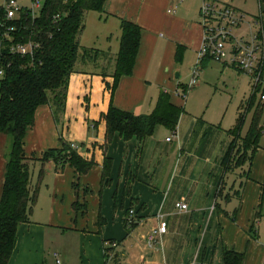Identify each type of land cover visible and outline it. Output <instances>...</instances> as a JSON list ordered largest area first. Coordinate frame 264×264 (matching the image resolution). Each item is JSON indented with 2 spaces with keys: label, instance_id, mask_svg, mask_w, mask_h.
<instances>
[{
  "label": "crops",
  "instance_id": "crops-1",
  "mask_svg": "<svg viewBox=\"0 0 264 264\" xmlns=\"http://www.w3.org/2000/svg\"><path fill=\"white\" fill-rule=\"evenodd\" d=\"M222 1L247 17L251 14L250 2L256 1L258 15L252 18L257 17L264 26V0ZM189 3L104 1L103 11L98 12L99 22L107 27L90 33L89 42L82 39L81 45L108 51L115 63L121 21L138 24L142 31L133 72L122 76L112 91L107 84L114 83L115 64L107 69V76L99 69L109 66L104 59L99 67H79L70 76L60 122L49 104L38 107L35 122L26 132L24 149L30 167L35 162L45 168L49 195L44 196L43 188L30 221L19 225L8 264H54V260L59 264L57 259L62 264L61 257L67 260L72 253L60 241L61 235L71 233L68 231H74L78 241L76 264H227V251L241 255L239 264H264L263 145L259 142L256 151L248 150L240 166L227 169V154L232 152L233 157L247 135L242 129L240 137L231 131L238 124L240 108L235 125L224 129L186 109L185 99L180 96L189 85L180 81L184 68L192 73L198 67L199 86L200 69L215 60L199 59L202 0L194 6ZM175 5V12H169ZM192 56L198 57L194 67ZM219 63L236 69L229 63ZM249 76L253 96L256 93L260 101ZM163 92H168L172 104L184 108L174 131L159 124L144 140H125L115 133L107 141L103 116L111 106L135 115L150 114ZM8 143V136L0 133V201ZM71 143L78 145L80 156L93 161L86 173H79L67 161H41L51 149ZM33 183L32 178L34 188ZM177 202L186 203L188 208L177 209ZM132 209L133 221L127 225ZM162 220L167 222V232L160 244L150 247L147 237ZM112 241L118 247L113 253L111 249L107 252Z\"/></svg>",
  "mask_w": 264,
  "mask_h": 264
},
{
  "label": "trees",
  "instance_id": "trees-1",
  "mask_svg": "<svg viewBox=\"0 0 264 264\" xmlns=\"http://www.w3.org/2000/svg\"><path fill=\"white\" fill-rule=\"evenodd\" d=\"M104 1L44 0L39 15L32 9L33 4L31 8L19 4L22 10L14 19H6L4 5L0 7V64L4 73L0 77V133L9 138L6 179L0 201V264L9 263L17 243L18 227L30 221L38 199L39 190L31 185L30 160L24 149V138L35 122L38 107L49 104L56 121L60 122L66 109L71 74L88 64L99 67V61L109 56L108 51L81 45L85 16L89 11L102 12ZM120 28L114 83L112 86L107 84L112 91L122 76L132 74L141 39L142 30L138 24L124 19ZM6 33L12 38L5 36ZM17 43H32L37 47L33 54L23 56L11 51V47ZM99 69L103 76H107V67ZM255 98L256 93L250 107L254 105ZM183 110V107L171 103L168 92L161 94L155 111L150 114L135 115L111 106L103 116L107 124V141L115 133L125 140L133 137L144 140L154 133L159 124L174 131ZM263 111L264 103L259 101L249 131L242 138L239 149H235H238L237 153L234 152L232 157V152H229L225 158L227 169L240 166L243 155L246 156L248 150L254 152L258 148L264 133L261 125ZM244 119L241 114L237 126L231 130L237 137H240ZM51 159L59 164L67 161L79 173H86L94 165L93 161L85 160L69 144H64L61 149H51L41 161ZM234 257L237 259L233 263L231 260ZM225 260L227 264H239L241 255L227 251Z\"/></svg>",
  "mask_w": 264,
  "mask_h": 264
},
{
  "label": "built area",
  "instance_id": "built-area-1",
  "mask_svg": "<svg viewBox=\"0 0 264 264\" xmlns=\"http://www.w3.org/2000/svg\"><path fill=\"white\" fill-rule=\"evenodd\" d=\"M44 0H32L35 11L41 7ZM183 0H178V4ZM177 5L169 9L175 12ZM5 18L14 19L20 13L22 7L17 0H6L4 4ZM200 23L203 27V42L199 50V59L211 57L219 62L229 63L234 68L252 76L254 91L259 94L260 101L264 103V27L257 18L248 20L247 15L233 5L224 3L222 0H202L200 8ZM245 23V24H244ZM246 25L248 30L239 34L242 26ZM258 26V27H257ZM2 37V34L0 32ZM7 37L12 38L6 33ZM37 46L32 43H17L11 47L13 53H20L23 56L31 55ZM3 68L0 64V77L3 76ZM199 80V69L195 67L187 89L196 86ZM188 91L179 93L181 97H186ZM171 138H169L170 140ZM73 149L78 145L71 143ZM179 210H186L188 205L184 202H177ZM134 210H129L128 224L132 223ZM167 222L162 220L159 226L152 230L147 237V244L154 247L160 244L161 236L167 232ZM113 253L118 244L112 241L107 245ZM58 257V253H55ZM60 264V260L57 259Z\"/></svg>",
  "mask_w": 264,
  "mask_h": 264
},
{
  "label": "rangeland",
  "instance_id": "rangeland-1",
  "mask_svg": "<svg viewBox=\"0 0 264 264\" xmlns=\"http://www.w3.org/2000/svg\"><path fill=\"white\" fill-rule=\"evenodd\" d=\"M199 1L201 3V0H189V4L194 6L199 4ZM238 1L240 3H244L245 0ZM5 2L6 0H0V7L3 6ZM18 3L22 7L31 8L32 6L31 0H18ZM43 6L44 1L41 2L40 8H36L35 11L37 15L41 13ZM250 6L252 8H250L251 14H249L248 20H251L252 17L258 15V3L256 1H251ZM253 11L256 12L254 13ZM85 24L86 29L84 31V38H81V40L83 39L84 42H89L90 33L93 35L101 28L104 31L107 27L106 25L100 24L99 13L96 11H89L87 13L85 16ZM244 24L239 30V34H243L248 30V27ZM113 59L114 58H111L110 55L105 59L104 64L106 66L109 65L107 67L108 70H110L115 64ZM191 59L193 61L194 67L197 64L198 57L195 58L192 56ZM200 72V85L189 89L186 97H182L185 99L183 105L195 115L207 118L215 123H219L224 129H230L233 127V125H235L234 123L237 119L238 109L240 108L241 114H243L245 118L241 129L242 133L246 135L252 122V117L256 112V106L259 103V98H255L256 101L254 105L250 107V100H252L254 97L250 76L245 73H238L236 69L224 67L222 63H219L215 60L211 61L206 67H202ZM191 75V69L185 67L182 76L180 77V81H183L184 83H190ZM261 125L264 127V111L261 119ZM260 142L264 147V133ZM237 151H235V153H237ZM241 153H243V151H241ZM244 157L245 156L243 155L241 158L242 161L244 160ZM32 164L33 166L30 167V170L32 178L34 179V188H38L40 193L44 188V196L47 197L49 193L47 191L48 181L47 179L45 180V168L42 166V164H36L35 162ZM68 232L71 233H66L65 236L61 235L60 241L63 245L67 246L69 250L72 249V253L69 254V258L67 260L64 257H61L62 264H76V261L79 259L77 252L78 241L74 231ZM54 264H56L55 260Z\"/></svg>",
  "mask_w": 264,
  "mask_h": 264
}]
</instances>
